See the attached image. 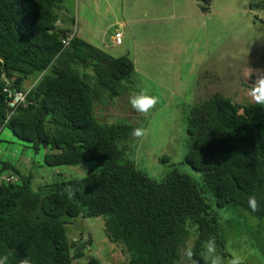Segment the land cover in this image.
Segmentation results:
<instances>
[{
	"label": "trees",
	"instance_id": "trees-1",
	"mask_svg": "<svg viewBox=\"0 0 264 264\" xmlns=\"http://www.w3.org/2000/svg\"><path fill=\"white\" fill-rule=\"evenodd\" d=\"M66 1L0 0V135L7 130L36 150L44 148L48 168L92 162L102 168L34 192L32 177L4 164L0 175L10 173L0 176V256L8 255V264L23 258L30 264H83L76 261L89 253L88 244L69 240L68 226L100 218L107 240L127 255L120 264H181L191 238L193 261L204 264L199 254L210 237L218 252L226 251L222 211L264 223V105L235 104L220 94L196 104L182 164L202 181L178 169L156 181L128 156L135 123H115V114L107 120L99 111L115 108L106 102L127 95L134 61L82 38L65 46L75 26ZM200 1L210 12L213 0ZM249 7L264 12V0ZM6 81L28 95L14 113ZM69 184L78 189L72 199L63 193ZM252 195L261 209L255 213L248 207ZM253 234L250 245L258 248L261 231ZM87 264L101 262L91 258Z\"/></svg>",
	"mask_w": 264,
	"mask_h": 264
},
{
	"label": "rangeland",
	"instance_id": "rangeland-1",
	"mask_svg": "<svg viewBox=\"0 0 264 264\" xmlns=\"http://www.w3.org/2000/svg\"><path fill=\"white\" fill-rule=\"evenodd\" d=\"M128 1L132 3V0ZM118 2L119 0H67L65 7L70 17L75 20L72 31L84 29L92 37L105 35L106 44H110L114 28L109 27V22L114 20L112 15L115 12L119 15L116 9ZM251 2L252 0H213L212 14L203 21L192 19L187 21L188 24L185 20L171 23L174 27L177 26V33L173 30L172 34L181 39L184 37L187 42L183 41L186 46L181 47L188 56L196 55L186 60L177 56L173 62L167 63V66L158 65L156 70L155 57L152 55V67L144 66V70L148 68L149 71H155L151 75L143 76L155 79L156 71L165 69L168 72L166 79L163 74H159L161 82L157 81V77L154 81L158 84L142 80L143 85L134 82L127 86L129 96L146 88L150 95L158 97L157 105L147 116H134V120L131 118L132 114H124L129 115L127 118L121 115L122 112L119 114L114 111L115 115L111 120L115 123L128 120L129 123H135V127L142 126L148 130L145 138L131 139L128 144V156L134 159L142 172L156 181H161L175 169L193 176L198 182L202 181L199 173L182 164L189 150L186 126L192 107L209 101L216 94L223 95L235 104H257L248 92L257 75L264 74V12L251 10ZM125 4L129 9L130 5L126 2ZM201 5L205 3L201 2ZM108 6L111 7L110 11ZM193 11L190 9L188 12L191 14ZM94 19L97 22H93ZM89 41L92 42L90 37ZM165 60L159 58L160 62ZM173 76H179L176 79V89L161 90V83L169 81ZM26 85L29 87L32 83L28 82ZM124 107V111L132 109L130 104ZM118 108L121 107L116 105L113 109ZM46 154L44 148L36 150L33 145L20 141L7 130L0 135V170L4 164L14 165L25 177L33 178L31 187L34 192H39L43 186L60 179H73L82 175L81 166L48 168L44 163ZM82 167L87 170V175L102 168L96 162L86 163ZM9 173L6 170L1 175L6 177ZM222 213L224 217L228 216L224 220L228 221L224 223L228 231V243L226 251L217 252L229 256L225 258V264L233 252L245 257V264H264V223L244 212ZM259 230L263 244L253 248L248 238ZM68 232L69 240H81L88 244L89 253L86 252L85 257L76 261L78 263L87 264L91 258L99 259L101 264H120L127 261V255L122 249L107 240L100 218L71 222ZM191 240L194 242L193 238ZM192 243L187 242V246ZM181 264H192V261L185 257L184 251Z\"/></svg>",
	"mask_w": 264,
	"mask_h": 264
},
{
	"label": "crops",
	"instance_id": "crops-1",
	"mask_svg": "<svg viewBox=\"0 0 264 264\" xmlns=\"http://www.w3.org/2000/svg\"><path fill=\"white\" fill-rule=\"evenodd\" d=\"M187 1L190 3L186 1L184 2V0H132V3L128 0H119L116 8L119 15H116L115 12V14L112 15L114 16V20H110L109 22V27L111 29L114 28L113 35L110 38V44H106L104 34L102 37L99 35H93L92 37V35L89 32L87 33V31H84V29L81 31L76 30V37L85 39L88 42H90V37V40L93 42L92 45L95 46L96 44L98 47L106 48L116 58L127 55L130 56L134 61L136 69L135 77L132 80L133 84L134 82H137V85H143L142 80H146V82L151 84H158L154 81L158 79L157 81L161 82L158 77L159 74H163L165 79L168 75V72H166L165 69H158L155 73V79H149L143 76V74L151 75L157 69L158 65L167 66V63L173 62L174 58L177 56L186 60L187 58L196 55L194 54L188 56L187 52L181 47H185L186 45H184V43L187 42L184 37L181 39L178 38L177 35L172 34L173 30L177 33V26L174 27L171 23L176 20H185L186 24L189 23L187 22L188 20L192 19H202L203 21L204 18H208L207 16H211L212 14L213 5L211 7V11L206 13L203 10L200 0ZM125 2L130 5L129 9L126 7ZM141 6H143L142 9ZM110 9L111 7L108 6L109 11ZM190 9L194 10L191 14L188 12ZM95 21L97 22V20L94 19L93 22ZM166 23H168V25ZM165 28H167V30ZM114 33L122 34V44L117 45L115 43ZM152 55L155 57V70L149 71L148 68L147 70H144V66L149 68L152 67ZM159 58L166 60L164 62H160ZM177 77L179 76H173V78L169 81L164 83L162 82V85H159L161 90L170 91L176 89ZM121 99H123L122 102L120 101ZM106 103H110L112 106L117 105L121 107L118 108L119 110H114L112 107L107 105L105 107L99 106L101 117L105 116L107 120L110 119V116H113L114 111L119 114L122 112L121 115L127 118H129V115L132 114V116H130L134 120L136 119L134 116H141V114L137 113L134 109L124 111L126 110L124 105L130 104L128 93L126 96L121 97L116 101L111 100ZM127 113H129V115H124Z\"/></svg>",
	"mask_w": 264,
	"mask_h": 264
},
{
	"label": "clouds",
	"instance_id": "clouds-1",
	"mask_svg": "<svg viewBox=\"0 0 264 264\" xmlns=\"http://www.w3.org/2000/svg\"><path fill=\"white\" fill-rule=\"evenodd\" d=\"M74 37H76V31H72L67 38H69L71 42ZM7 82L10 83V81H6V84ZM248 94L255 103L264 105V74L257 75L255 83L249 89ZM129 103L132 109H134L137 113L147 116L157 105L158 97L150 95L149 90L145 88L141 89L139 92L131 93L129 96ZM147 135L148 130L142 126L136 127L132 130V136L136 139H143ZM81 169L82 175L79 177V179L83 180L87 177V170L82 166ZM77 190L78 189L69 184L64 188L63 193H66L68 198L72 199L75 197ZM248 207L253 213L261 210L260 204L258 203L257 197L255 195H252L248 198ZM224 218L227 219L228 216L226 215ZM184 255L187 260L192 261V264H198V262L193 261L194 252L191 246L185 247ZM199 255L204 261V264H225V258L217 252V243L214 237H210L204 242L203 251H201ZM0 258H2L5 264H8V255L0 256ZM245 259L246 258L240 254L233 252L231 257L227 259L226 264H245ZM19 264H30V260L28 258H23L19 261Z\"/></svg>",
	"mask_w": 264,
	"mask_h": 264
},
{
	"label": "built area",
	"instance_id": "built-area-1",
	"mask_svg": "<svg viewBox=\"0 0 264 264\" xmlns=\"http://www.w3.org/2000/svg\"><path fill=\"white\" fill-rule=\"evenodd\" d=\"M114 38H115V43L117 45L122 44L123 36L121 33H115ZM63 44L65 46L69 45L70 39L69 38L63 39ZM5 92L8 94V107L13 113L17 110L19 106L21 107L25 105L26 97H28V95L22 93L21 91L15 90V88L8 82L5 86Z\"/></svg>",
	"mask_w": 264,
	"mask_h": 264
}]
</instances>
